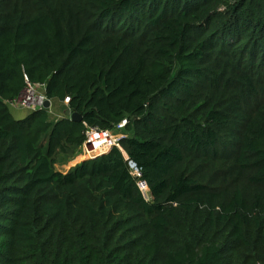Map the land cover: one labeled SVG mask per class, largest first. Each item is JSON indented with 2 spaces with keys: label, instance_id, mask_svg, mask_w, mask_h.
<instances>
[{
  "label": "trees",
  "instance_id": "trees-1",
  "mask_svg": "<svg viewBox=\"0 0 264 264\" xmlns=\"http://www.w3.org/2000/svg\"><path fill=\"white\" fill-rule=\"evenodd\" d=\"M0 264H264V0H0Z\"/></svg>",
  "mask_w": 264,
  "mask_h": 264
},
{
  "label": "built area",
  "instance_id": "built-area-1",
  "mask_svg": "<svg viewBox=\"0 0 264 264\" xmlns=\"http://www.w3.org/2000/svg\"><path fill=\"white\" fill-rule=\"evenodd\" d=\"M45 91L44 84H32L25 79L23 91L11 104L26 112L27 115L44 110L43 106L45 101H49L52 106V101L47 99ZM68 102V98H65L62 101L64 105H68ZM49 111L50 109L47 112ZM126 125L127 120H122L109 131H100L85 127L86 130L84 135L86 140L79 148L78 156H81V159H93L96 156L108 153L112 148L118 149L123 154L124 151L121 148V142L128 137V134L125 132ZM87 143H89V145H87ZM124 157L127 161L128 157ZM128 168L129 174L136 180V186L139 192L146 200H148L149 189L147 184L142 180L140 171L131 163H128Z\"/></svg>",
  "mask_w": 264,
  "mask_h": 264
},
{
  "label": "rangeland",
  "instance_id": "rangeland-1",
  "mask_svg": "<svg viewBox=\"0 0 264 264\" xmlns=\"http://www.w3.org/2000/svg\"><path fill=\"white\" fill-rule=\"evenodd\" d=\"M50 113H51L52 118H54V119L58 118V116H59V118H62V117H68L69 118V116L71 115V112L67 108V105H64L60 101H52V106L50 107ZM127 134H128V136L132 135L131 132L130 133L127 132ZM123 155L126 156L124 153H123ZM77 156H78V153L74 156V158H72V160L70 161V163H68L66 165H63V166H57L56 167L57 171H59V172L67 171L69 168H72V166H76V165L80 164L83 160H87L88 159V158H84V159H81L80 161L76 162L75 161V158ZM196 169L197 168H196V165L195 164L190 165L188 167V172L189 173L195 172ZM203 174H205V173H203ZM199 176L200 175H195L194 176V179L197 180V181H199V179L202 180V177H199Z\"/></svg>",
  "mask_w": 264,
  "mask_h": 264
},
{
  "label": "crops",
  "instance_id": "crops-1",
  "mask_svg": "<svg viewBox=\"0 0 264 264\" xmlns=\"http://www.w3.org/2000/svg\"><path fill=\"white\" fill-rule=\"evenodd\" d=\"M8 109H9V113L11 114V116L14 118V119H16V120H22V119H24L26 116H27V114H26V112H24L23 110H20V108H18L17 106H15V105H13V104H9L8 105ZM50 112V111H49ZM58 118H59V116H58ZM68 118V117H67ZM81 160V159H80ZM79 160V161H80ZM78 162V161H77ZM70 163V162H69ZM74 166H72V168H73ZM69 169H71V168H69ZM68 169V170H69ZM67 170V171H68ZM67 171H63V172H61V173H66Z\"/></svg>",
  "mask_w": 264,
  "mask_h": 264
},
{
  "label": "water",
  "instance_id": "water-1",
  "mask_svg": "<svg viewBox=\"0 0 264 264\" xmlns=\"http://www.w3.org/2000/svg\"><path fill=\"white\" fill-rule=\"evenodd\" d=\"M50 107H51L50 102L49 101H45L44 106H43L44 110L48 111L50 109ZM69 119H70V121H72L74 123H81L82 122V117L80 115L76 114V113H72L69 116ZM87 145H89V143H87ZM96 157H99V156H96Z\"/></svg>",
  "mask_w": 264,
  "mask_h": 264
},
{
  "label": "bare ground",
  "instance_id": "bare-ground-1",
  "mask_svg": "<svg viewBox=\"0 0 264 264\" xmlns=\"http://www.w3.org/2000/svg\"><path fill=\"white\" fill-rule=\"evenodd\" d=\"M81 158H82L81 156H77L76 157V159H77L76 161H79Z\"/></svg>",
  "mask_w": 264,
  "mask_h": 264
}]
</instances>
